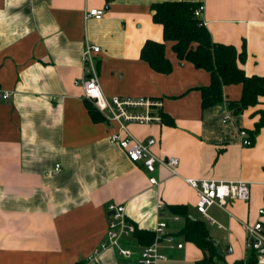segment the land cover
Instances as JSON below:
<instances>
[{
  "label": "crops",
  "instance_id": "obj_1",
  "mask_svg": "<svg viewBox=\"0 0 264 264\" xmlns=\"http://www.w3.org/2000/svg\"><path fill=\"white\" fill-rule=\"evenodd\" d=\"M174 1L203 4L214 43L245 48L240 66L249 77H264V0H0V90L11 94L0 99V264H88L106 241L110 204L125 205L138 232L154 233L161 220L168 222L175 242L161 241L166 260L159 264H196L205 257L180 235L184 219H174L173 205H185L191 217L205 221L223 264L252 259L245 225L264 226V128L251 146L242 144L240 132L251 137L264 97L236 115L227 102L241 100L243 88L231 85L224 88V103L202 107L200 89L210 85L211 75L180 60L154 21L153 6ZM91 9L104 15L87 18ZM149 40L165 43L170 74L141 58ZM87 43L102 48L98 73L108 97L163 100L169 123L128 127L141 142L155 139L157 156L178 158L177 175L158 166V184H151L143 165L110 142L118 124L99 111L98 120L92 116L94 104L77 84ZM57 165L61 170L54 173ZM185 178L246 181L251 197L229 202L226 210L212 207L213 224L197 213L198 192ZM123 244L131 258L108 249L99 264H139L147 245L135 234Z\"/></svg>",
  "mask_w": 264,
  "mask_h": 264
},
{
  "label": "built area",
  "instance_id": "obj_2",
  "mask_svg": "<svg viewBox=\"0 0 264 264\" xmlns=\"http://www.w3.org/2000/svg\"><path fill=\"white\" fill-rule=\"evenodd\" d=\"M205 6L199 5L194 10V15L202 19V24L206 26L203 19ZM103 10L91 9L87 12V18L95 17L102 18ZM100 46L87 43L83 52L84 77L77 82L84 89V98L94 104L101 112L107 121L118 124V130L113 133L109 140L112 144H116L124 149L129 159L134 163H140L151 175L149 181L151 184H158L154 173L158 166L165 167L172 175H177V168L180 160L175 157L161 158L157 156L152 147L156 145L155 139L141 142L129 130V124H152L163 123L164 102L161 98L142 97V98H123L119 96L108 97L101 86L97 55L101 52ZM9 92L0 90V99L6 100L10 97ZM227 119H224L226 122ZM242 144L251 146L253 141L248 136L247 132L241 131ZM61 165H57L54 173H59ZM186 184L198 192V201L196 211L198 214L213 224L217 221L210 215L209 210L217 206L226 210L229 202L244 201L247 202L251 197V187L246 181H214L206 179L185 178ZM158 209L164 211L163 203H159ZM109 211L111 220L107 230V238L88 258V264H99L101 254L108 249H116L118 253L125 257L131 258L133 251L124 246L123 241L134 235L136 226L131 223L126 214V206L120 204H110ZM261 217L264 216V203L259 210ZM179 220L178 216L174 217ZM249 236V247L256 251L257 263L264 264V226L262 222H257L254 225H245ZM168 222L161 220L154 229L155 240L153 244L145 247L140 257L139 264H159L166 260V256L160 252L161 241H166L169 245H173L175 239L167 234ZM182 248V244H177V248Z\"/></svg>",
  "mask_w": 264,
  "mask_h": 264
},
{
  "label": "trees",
  "instance_id": "obj_3",
  "mask_svg": "<svg viewBox=\"0 0 264 264\" xmlns=\"http://www.w3.org/2000/svg\"><path fill=\"white\" fill-rule=\"evenodd\" d=\"M199 5L186 1H174L155 4L154 21L163 26L164 41L173 43L176 56L194 64L198 69H203L211 75V83L201 88L202 107L204 109L218 106L225 102L224 88L231 85H242V97L238 101H229L228 107L234 114H242L245 110L259 104L264 97V77L247 76L240 64L246 63L247 52H242L234 46L216 44L212 40L207 27L202 24V19L195 17L194 10ZM165 43L147 41L141 52V58L151 65L154 71L161 74H170L173 65L166 56ZM92 116L98 120L99 112L90 106ZM261 118L256 123L255 130L251 132L254 141L256 135L264 128V111L259 112ZM163 122L169 123L163 115ZM173 215L184 219V226L180 235L185 241L194 243L205 252V257L196 264H223L224 256L218 255V245L210 238L205 221L194 219L190 216L185 205L168 207ZM135 236L147 246L153 244L155 234L145 231L138 232ZM253 256L247 264H258L257 253L252 250ZM226 264V263H225ZM235 264H244L239 261Z\"/></svg>",
  "mask_w": 264,
  "mask_h": 264
},
{
  "label": "water",
  "instance_id": "obj_4",
  "mask_svg": "<svg viewBox=\"0 0 264 264\" xmlns=\"http://www.w3.org/2000/svg\"><path fill=\"white\" fill-rule=\"evenodd\" d=\"M156 13V11L154 12V14ZM218 255L219 256H224V254H223V251H222V249H221V247H218Z\"/></svg>",
  "mask_w": 264,
  "mask_h": 264
}]
</instances>
